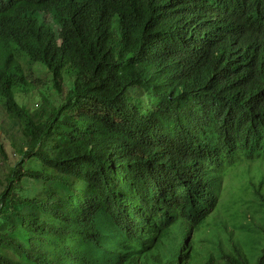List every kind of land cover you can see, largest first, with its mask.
Wrapping results in <instances>:
<instances>
[{"label":"trees","instance_id":"1","mask_svg":"<svg viewBox=\"0 0 264 264\" xmlns=\"http://www.w3.org/2000/svg\"><path fill=\"white\" fill-rule=\"evenodd\" d=\"M21 53L72 79L42 116ZM0 95L28 142L0 214L16 181L56 186L19 202L0 264H264V0H0Z\"/></svg>","mask_w":264,"mask_h":264},{"label":"rangeland","instance_id":"2","mask_svg":"<svg viewBox=\"0 0 264 264\" xmlns=\"http://www.w3.org/2000/svg\"><path fill=\"white\" fill-rule=\"evenodd\" d=\"M21 57L17 56L20 59L21 67L24 70L23 75L19 73V71L14 72L15 78H20L23 76L25 80L28 82L27 86L21 87L17 89V100L19 104L25 108H27L32 115L42 116V111L46 109L47 111H52L56 109L60 103H63L65 100L63 99V95L68 92V89L72 86V79L67 74L65 75V83L63 94H60L54 87L53 78L50 72H48L42 65L31 62L27 57H25L21 53ZM68 141H65L63 138H58L57 136L51 139L45 140L38 150H46L48 152L53 153L54 145L56 143L64 145ZM28 142L25 140L23 136V130L21 124L12 121L8 118L5 113L2 98L0 95V194L1 191L5 190L8 185V177L10 172L14 169V167L19 164L22 159V155L20 152L27 150ZM30 168L31 170H43L42 165L39 161L31 157L24 164V169ZM242 170L248 169V166L240 167ZM253 173L255 176L259 174L258 170H254ZM259 175V179L264 178V167L261 168ZM241 183H237L234 185V191L237 194V200L231 205L233 209L237 207H244L245 209L253 206L251 199V189L249 185V179L244 176L240 178ZM233 181L229 180L227 183H231ZM56 189V186L53 185H45V180L43 179L40 182H36V180L29 179L28 177H24L22 180L16 181L13 183V188L10 194L9 201L11 204L9 205V211L3 212L0 214V229L4 230L8 227L9 222L17 221L16 209L19 211H25L29 209V206L22 207L19 205L21 200H33L35 198L43 199L46 191H52ZM60 193H63L61 188H59ZM229 199L228 201L232 200ZM230 213V212H226ZM224 217H226V214ZM225 223L221 222L220 225L212 226L206 229V239L211 240L214 235L209 236L208 233L212 230H224V229H232V225L228 224V226L224 227ZM204 248L205 245H202Z\"/></svg>","mask_w":264,"mask_h":264}]
</instances>
